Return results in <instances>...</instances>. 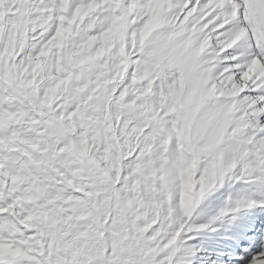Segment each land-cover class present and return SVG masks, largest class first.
<instances>
[{
	"label": "snow or ice",
	"instance_id": "obj_1",
	"mask_svg": "<svg viewBox=\"0 0 264 264\" xmlns=\"http://www.w3.org/2000/svg\"><path fill=\"white\" fill-rule=\"evenodd\" d=\"M0 264H264V0H0Z\"/></svg>",
	"mask_w": 264,
	"mask_h": 264
}]
</instances>
